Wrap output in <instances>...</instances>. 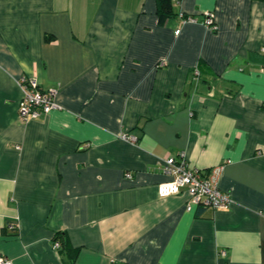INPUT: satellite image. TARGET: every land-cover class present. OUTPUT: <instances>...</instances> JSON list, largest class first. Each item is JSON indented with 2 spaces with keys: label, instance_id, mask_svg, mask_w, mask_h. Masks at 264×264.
<instances>
[{
  "label": "crops",
  "instance_id": "crops-1",
  "mask_svg": "<svg viewBox=\"0 0 264 264\" xmlns=\"http://www.w3.org/2000/svg\"><path fill=\"white\" fill-rule=\"evenodd\" d=\"M161 1L0 0V258L264 264V0ZM23 76L59 107L21 119ZM182 152L230 207L159 195Z\"/></svg>",
  "mask_w": 264,
  "mask_h": 264
},
{
  "label": "built area",
  "instance_id": "built-area-1",
  "mask_svg": "<svg viewBox=\"0 0 264 264\" xmlns=\"http://www.w3.org/2000/svg\"><path fill=\"white\" fill-rule=\"evenodd\" d=\"M187 18L190 21H199L194 16ZM202 22L210 28H217L213 12H207ZM176 32L179 34L180 29ZM19 83L23 90V97L19 104L21 119H38L59 107V104L55 100L56 91L54 89L47 90L42 88L37 77L23 76L20 78ZM120 136L122 139L134 143L138 141L136 135L126 132L121 133ZM180 156L181 159L171 156L166 160L165 170L173 175V178L158 185L159 195L161 197H168L187 191L192 203L215 209L230 207L233 199L219 185L224 164L203 170L191 166L186 159L185 153H180ZM128 176H131V174H128ZM61 246V241L56 239L54 241V248L59 249ZM0 264L13 263L8 259L0 258Z\"/></svg>",
  "mask_w": 264,
  "mask_h": 264
},
{
  "label": "trees",
  "instance_id": "trees-1",
  "mask_svg": "<svg viewBox=\"0 0 264 264\" xmlns=\"http://www.w3.org/2000/svg\"><path fill=\"white\" fill-rule=\"evenodd\" d=\"M160 20L164 23L173 16V6L171 0H162L160 3ZM204 207V206H203Z\"/></svg>",
  "mask_w": 264,
  "mask_h": 264
}]
</instances>
